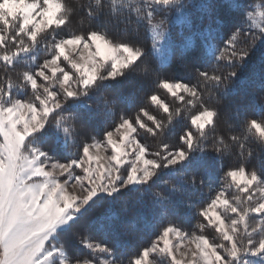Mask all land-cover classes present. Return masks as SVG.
I'll return each instance as SVG.
<instances>
[{"label": "snow or ice", "instance_id": "snow-or-ice-1", "mask_svg": "<svg viewBox=\"0 0 264 264\" xmlns=\"http://www.w3.org/2000/svg\"><path fill=\"white\" fill-rule=\"evenodd\" d=\"M0 264H264V0H0Z\"/></svg>", "mask_w": 264, "mask_h": 264}, {"label": "trees", "instance_id": "trees-1", "mask_svg": "<svg viewBox=\"0 0 264 264\" xmlns=\"http://www.w3.org/2000/svg\"><path fill=\"white\" fill-rule=\"evenodd\" d=\"M72 2H73L74 4H76V5H79V4L82 2V0H72ZM187 2H188V0H185V3H187ZM221 2L224 3V2H226V0H221ZM198 22H199V21H198ZM73 23H74V26H75L76 28H78V29L81 28V27H84V28L87 27V21H85V20L83 19V17L80 16V15H77V16L75 17ZM204 23H208V21L205 20ZM177 31H179V29H177ZM250 67H251V70H252L253 72H255L257 75L259 74V67H260V57H259V55H257L256 58H254V60H253L252 64L250 65ZM192 223L194 224L195 221H192ZM150 235H151L150 232H146V233L144 234V239H145V241L150 237Z\"/></svg>", "mask_w": 264, "mask_h": 264}]
</instances>
